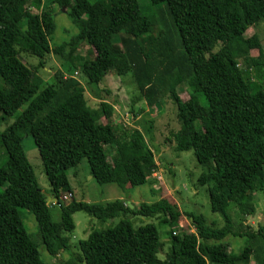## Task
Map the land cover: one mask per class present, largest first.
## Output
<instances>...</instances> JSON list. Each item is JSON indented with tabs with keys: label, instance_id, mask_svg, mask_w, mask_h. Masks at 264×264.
Segmentation results:
<instances>
[{
	"label": "trees",
	"instance_id": "1",
	"mask_svg": "<svg viewBox=\"0 0 264 264\" xmlns=\"http://www.w3.org/2000/svg\"><path fill=\"white\" fill-rule=\"evenodd\" d=\"M148 2L155 8L154 35L138 0H0V113L13 116L26 105L0 133L7 157L0 165V264H46L20 210L33 215L51 257L69 251L73 215L84 212L101 223L124 218L78 242L79 262L84 264H264V225L251 230L243 221L245 228L238 233L227 213L232 205L244 217L253 215V195L264 186V89L245 76L238 61L264 68L260 42L245 38L250 27L264 25V0ZM52 5L68 7L66 14L77 29L69 42L55 47L50 45L55 31ZM81 45L90 48L91 56L81 59ZM251 49L259 51L257 60L245 57ZM20 53L39 60L34 73L53 54L62 65L68 64L69 76L59 71L51 84L25 96L18 85L31 69L18 58ZM111 71L118 77L130 73L138 98L148 108H157L165 97L170 100L181 127L170 132L167 141L175 152H192L201 168L196 185L206 187L211 212L225 223L214 228L203 215L188 213L194 232L171 229L164 260L158 259L162 246L155 226L133 228L127 218L160 217L171 228H180L181 212L166 199L132 209L122 200L92 204L75 201L73 195L69 201L61 199L71 194L67 171L83 160L91 180L123 191L144 186L156 171L143 133L110 122L115 109L105 100L91 108L75 77L98 87ZM181 84L189 96L185 103L177 93ZM28 135L38 150L49 199L57 200L58 222L52 220L22 146ZM229 236L244 238L239 255L228 252L224 240Z\"/></svg>",
	"mask_w": 264,
	"mask_h": 264
},
{
	"label": "rangeland",
	"instance_id": "2",
	"mask_svg": "<svg viewBox=\"0 0 264 264\" xmlns=\"http://www.w3.org/2000/svg\"><path fill=\"white\" fill-rule=\"evenodd\" d=\"M138 4L142 13L149 18L152 24V34L154 35L158 30L155 16H153L155 15V8L149 6L148 0H138ZM67 9L68 7L62 9L56 5L49 7L55 23V31L50 40L51 47L69 42L77 34V29L66 14ZM31 11L33 13L40 12V10L35 8H31ZM252 37L258 39L262 52H264L263 23L260 22L245 32V38L250 39ZM114 48L118 52L122 51L119 44H115ZM89 51L90 48L88 46L81 45L77 54L83 59L86 55L91 56ZM258 55L259 51L257 49H251L248 50L245 57L257 60ZM18 58L31 69L25 78V82L18 85L19 91L25 96L34 94L36 90L45 86L46 83L51 84L53 76L59 71L63 72L65 76H69V73H67L68 64L62 65L61 60L53 54L45 58L44 68L39 69L37 73L33 72L39 61L36 57L20 53ZM238 61L240 68L246 72L245 76L255 83L261 82L264 89V68L261 65H250V62L245 63L242 59ZM75 77L83 85L85 98L91 108L97 109L100 99L105 100L113 105L115 109V114L110 122L113 121L114 124L122 125L127 129H138L143 133L147 146L154 155L157 168L147 179V183L144 186L133 189L127 186V189L123 191L114 184L99 185L91 180L87 161L83 160L77 168L70 169L66 173L74 200L92 204H106L121 198L120 200L127 203L131 209L137 208L141 203L151 204L161 199H166L170 204L175 205L182 216L178 223L180 228H171L167 223L162 222L160 217L129 216L127 218L133 228L147 224L155 226L159 243L162 246V252L158 254V259L160 260H164L166 253L169 252L171 229H175L179 234L194 232V227L187 215L188 213L201 214L210 226L222 228L225 225L224 220L219 214L211 212L206 187L196 185V179L201 173V168L196 163L192 152H175L172 142L167 141V136H170V132H176L181 127V123L175 115V108L170 100L165 97L157 108H148L146 103L138 98L139 93L130 73L124 77H118L115 72L111 71L106 75L102 85L98 87L87 85L80 76L75 75ZM177 93L180 103L188 101L189 96L185 85H179ZM25 107L26 105L9 117L0 113V133L13 123L16 116ZM131 109H133V112ZM135 113H138L136 117H134ZM100 122L106 123V120L102 118ZM22 146L33 168L38 185L42 193L46 195L48 202L50 198L49 185L32 137L29 135L24 136ZM110 157L108 158L109 160ZM6 158V153L0 145V165L6 162ZM253 198L255 212L251 216H242L232 205L228 208L227 213L233 220L234 231L239 233L245 228L242 225L243 221L251 230H256L259 226L264 225V186L262 192L255 193ZM130 200L132 201L131 203L129 202ZM20 212L23 225L31 240L36 244L41 261L46 264H62L66 261H71L73 264H84L79 262L80 251L78 242L85 240L90 232L112 228L120 220L124 219L120 216L101 223L84 212H76L73 215L75 230L69 236V251L61 252L57 257H51L42 244L33 215L27 210H20ZM50 213L52 220L58 222L60 219L59 207L51 206ZM224 243L228 245V252L239 255L245 241L241 237L229 236L224 240ZM249 264L254 263L251 261Z\"/></svg>",
	"mask_w": 264,
	"mask_h": 264
},
{
	"label": "built area",
	"instance_id": "3",
	"mask_svg": "<svg viewBox=\"0 0 264 264\" xmlns=\"http://www.w3.org/2000/svg\"><path fill=\"white\" fill-rule=\"evenodd\" d=\"M61 199L64 200V201H69V200L72 199V194L68 193V194L62 196ZM47 203H48V205H50V207L51 206H58V203H57L56 199H49Z\"/></svg>",
	"mask_w": 264,
	"mask_h": 264
},
{
	"label": "crops",
	"instance_id": "4",
	"mask_svg": "<svg viewBox=\"0 0 264 264\" xmlns=\"http://www.w3.org/2000/svg\"><path fill=\"white\" fill-rule=\"evenodd\" d=\"M120 199H121V198H120ZM120 199H119V200H120ZM129 202L131 203L132 201L130 200ZM124 203H125V202H124ZM125 204H127V203H125Z\"/></svg>",
	"mask_w": 264,
	"mask_h": 264
}]
</instances>
